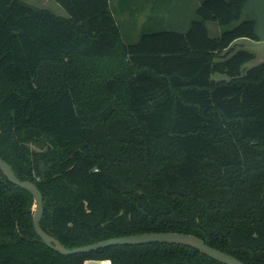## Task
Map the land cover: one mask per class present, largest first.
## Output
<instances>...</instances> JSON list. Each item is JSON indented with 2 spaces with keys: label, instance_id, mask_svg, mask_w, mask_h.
Segmentation results:
<instances>
[{
  "label": "trees",
  "instance_id": "16d2710c",
  "mask_svg": "<svg viewBox=\"0 0 264 264\" xmlns=\"http://www.w3.org/2000/svg\"><path fill=\"white\" fill-rule=\"evenodd\" d=\"M54 1L66 16L0 0V158L39 190L41 229L66 248L189 233L264 264V60L233 45L264 39L248 0H199L183 30L129 42L109 0ZM31 213L0 172V264H222L158 242L61 255Z\"/></svg>",
  "mask_w": 264,
  "mask_h": 264
},
{
  "label": "rangeland",
  "instance_id": "374dc122",
  "mask_svg": "<svg viewBox=\"0 0 264 264\" xmlns=\"http://www.w3.org/2000/svg\"><path fill=\"white\" fill-rule=\"evenodd\" d=\"M33 7L50 11L57 16H66L64 9L54 0H20ZM199 0H109V7L120 27L124 41H134L143 31L155 29L183 30L192 16ZM255 19V30L264 37V0H248L240 19ZM209 35L218 33V27L206 22ZM235 47L254 53V58L245 64L250 66L264 60V39L254 41L237 39ZM212 79H227L223 74H213Z\"/></svg>",
  "mask_w": 264,
  "mask_h": 264
},
{
  "label": "water",
  "instance_id": "95a60500",
  "mask_svg": "<svg viewBox=\"0 0 264 264\" xmlns=\"http://www.w3.org/2000/svg\"><path fill=\"white\" fill-rule=\"evenodd\" d=\"M0 172L11 184L28 192L32 199V213L31 224L34 233L39 240L48 248L58 252L61 255L77 254L101 247L112 245H131V244H143L150 242L158 243H172L188 246L196 249L198 252L206 255L207 257L218 261L222 264H244L237 258L229 255L223 251L206 245L200 238L189 234L180 233L174 231H159V232H143L137 234L122 235L117 237L106 238L98 240L93 243L85 244L78 247L66 248L53 236L46 233L41 229L39 225L40 218L42 216V196L37 189L36 185L28 179H19L11 167L0 158Z\"/></svg>",
  "mask_w": 264,
  "mask_h": 264
},
{
  "label": "crops",
  "instance_id": "0c3cea01",
  "mask_svg": "<svg viewBox=\"0 0 264 264\" xmlns=\"http://www.w3.org/2000/svg\"><path fill=\"white\" fill-rule=\"evenodd\" d=\"M239 39H244V38H239ZM82 264H109V262L108 260L86 259V260H83Z\"/></svg>",
  "mask_w": 264,
  "mask_h": 264
}]
</instances>
